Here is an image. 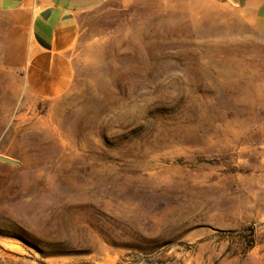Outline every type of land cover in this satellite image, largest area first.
Instances as JSON below:
<instances>
[{
	"label": "rangeland",
	"instance_id": "1",
	"mask_svg": "<svg viewBox=\"0 0 264 264\" xmlns=\"http://www.w3.org/2000/svg\"><path fill=\"white\" fill-rule=\"evenodd\" d=\"M0 11V264H264V38L226 0H111L70 85H27Z\"/></svg>",
	"mask_w": 264,
	"mask_h": 264
},
{
	"label": "crops",
	"instance_id": "2",
	"mask_svg": "<svg viewBox=\"0 0 264 264\" xmlns=\"http://www.w3.org/2000/svg\"><path fill=\"white\" fill-rule=\"evenodd\" d=\"M111 0H0L26 35L23 60L27 85L52 95L67 88L73 58L95 13ZM227 1V0H226ZM264 38V0H236Z\"/></svg>",
	"mask_w": 264,
	"mask_h": 264
},
{
	"label": "water",
	"instance_id": "3",
	"mask_svg": "<svg viewBox=\"0 0 264 264\" xmlns=\"http://www.w3.org/2000/svg\"><path fill=\"white\" fill-rule=\"evenodd\" d=\"M227 1L230 2L231 4H233L234 6H237V5H238V3H237L236 0H227ZM0 161H2L3 163L13 164V165H15L14 162H12V161H10V160H6V159H4V158H0Z\"/></svg>",
	"mask_w": 264,
	"mask_h": 264
}]
</instances>
